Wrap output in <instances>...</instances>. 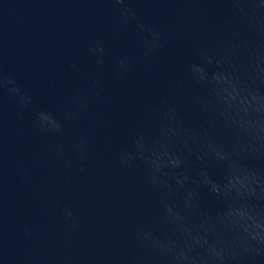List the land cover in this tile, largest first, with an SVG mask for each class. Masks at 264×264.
<instances>
[{
  "label": "water",
  "instance_id": "water-1",
  "mask_svg": "<svg viewBox=\"0 0 264 264\" xmlns=\"http://www.w3.org/2000/svg\"><path fill=\"white\" fill-rule=\"evenodd\" d=\"M127 2L138 21L123 24V6L112 0H0V64L32 97L20 109L5 93L0 108V264H61L63 259L124 264L143 254L132 228L154 222L157 199L143 169H122L117 155L162 97L181 103L174 82L196 59L193 44L214 40L230 13L223 0ZM137 23L161 33L162 47L151 61L136 39ZM95 40L107 49L102 70L88 51ZM117 58L132 61L122 79L115 76ZM84 89L91 90L88 108L75 120H64L63 109ZM17 111L24 113L22 119ZM39 111L57 116L63 133L37 131ZM80 138L86 141L83 172L75 166L80 161L72 148ZM57 146L74 160L70 172L52 158ZM189 159L192 170L199 167L195 157ZM209 172L221 178L219 168ZM201 196L207 207L215 206L206 192ZM62 207L74 213V228L64 223ZM23 225L31 228L32 238H25Z\"/></svg>",
  "mask_w": 264,
  "mask_h": 264
},
{
  "label": "clouds",
  "instance_id": "clouds-1",
  "mask_svg": "<svg viewBox=\"0 0 264 264\" xmlns=\"http://www.w3.org/2000/svg\"><path fill=\"white\" fill-rule=\"evenodd\" d=\"M120 20L138 21L127 0ZM230 13L221 34L209 43L193 44L196 57L184 67V78L174 82L181 103L162 97L127 147L117 155L122 169H143L145 182L157 199L159 215L152 224H135L132 238L138 255L124 264H264V0H223ZM136 39L151 61L162 47L161 33L137 23ZM89 53L102 70L107 49L95 40ZM115 76L131 71L129 58L116 59ZM76 70L75 64L70 65ZM97 85L95 77L91 87ZM7 94L20 109L32 102L28 91L0 64V108ZM91 90H78L64 120H75L89 106ZM24 113L17 111L18 119ZM39 132L61 135L63 124L48 111L35 114ZM84 138L73 145L75 166L85 171ZM53 159L70 172L74 160L59 146ZM190 157L199 167L192 170ZM209 168H219L215 179ZM23 172V167L19 169ZM27 177H25L26 179ZM57 192L62 193L60 185ZM215 201L207 207L201 192ZM64 223L75 227L68 207L60 209ZM25 238H32L23 225ZM68 248L69 233H64ZM61 264H71L63 259Z\"/></svg>",
  "mask_w": 264,
  "mask_h": 264
}]
</instances>
